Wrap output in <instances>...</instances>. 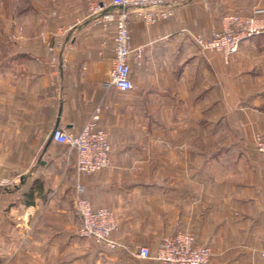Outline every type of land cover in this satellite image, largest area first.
Instances as JSON below:
<instances>
[{"label":"crops","instance_id":"obj_1","mask_svg":"<svg viewBox=\"0 0 264 264\" xmlns=\"http://www.w3.org/2000/svg\"><path fill=\"white\" fill-rule=\"evenodd\" d=\"M93 3L103 9L93 12ZM5 4L0 264H63V241L71 243L81 223L79 180L94 206L114 209L112 235L131 248L85 251L84 264H165L133 249L154 253L164 235L186 229L212 247L207 264H264V173L227 168L241 157L234 147L264 135V34L243 41L227 62L185 32L208 36L225 12L264 7V0H185L154 24L132 12L131 44L142 58L132 59L128 92L105 84L115 24L105 26L101 15L117 9L111 0ZM98 107L110 164L79 179L76 150L50 137L57 123L78 133ZM191 127L206 131L209 149L191 148ZM253 155L264 172V155ZM70 254L69 263L79 264Z\"/></svg>","mask_w":264,"mask_h":264},{"label":"built area","instance_id":"obj_2","mask_svg":"<svg viewBox=\"0 0 264 264\" xmlns=\"http://www.w3.org/2000/svg\"><path fill=\"white\" fill-rule=\"evenodd\" d=\"M116 10L103 13L101 21L105 26L114 23V66L107 86H114L120 92L133 89L132 59L142 58V50L131 44L129 20L132 12H138L148 23H158L174 15L177 5L185 0H111ZM93 12H100L103 6L92 4ZM202 51L214 50L223 53L225 60L235 54L240 44L259 34H264V7L250 11H227L221 17V24L210 35L185 30ZM51 49L55 47L51 46ZM101 108L98 107L84 123L78 133L57 127L53 139L75 149L77 153L76 170L79 179L90 177L110 164L111 143L106 127L101 123ZM256 147L264 154V139L256 138ZM3 184L8 180L4 179ZM85 185L79 180L76 194V210L81 219L79 234L91 238L108 251L131 249L117 240L112 233L117 229V216L108 206H94L85 196ZM141 259L154 258L165 264H207L213 255L212 248L200 242L197 235L189 230H178L164 235L156 251L141 245L133 249ZM264 256V253H263ZM249 264H256L250 262Z\"/></svg>","mask_w":264,"mask_h":264},{"label":"rangeland","instance_id":"obj_3","mask_svg":"<svg viewBox=\"0 0 264 264\" xmlns=\"http://www.w3.org/2000/svg\"><path fill=\"white\" fill-rule=\"evenodd\" d=\"M5 12H6L5 0H0V56L5 51L4 49L5 46L3 45L5 41V34L1 33L2 27L5 28L6 26ZM189 132H190V139H191V148L200 147V149H209V146L204 144L205 141L208 140V135L206 131L202 130L200 127H195V128L191 127ZM228 135L229 133L227 134V132H223V138L224 137L226 138ZM258 136L264 139V135L261 132H255L253 134V140H254L253 145L247 144L245 147H242V146L234 147V151H233V154L235 153L234 157H237L238 154H240L241 157L237 158V160L235 161L233 160L235 158H231L232 161L227 162V168L229 170H238V172L239 171H248V172L253 171L252 175H254L255 178L257 176H261L264 173L261 168L262 163L259 162V160H257L255 156L253 155L254 153H256V151L260 153L256 147V138ZM196 143L197 145L193 146V144H196ZM260 154H263V153H260ZM253 185L257 186L255 182L253 183ZM80 226H81V223H78V228L76 231L77 237L74 239L72 237L71 243L63 241V253H64L63 262H62L63 264H70L69 263L70 256L73 257V254L69 255L70 252L72 253L76 252V255L78 256V263L84 264L85 259L84 258L80 259V256L83 255L85 251L92 250V249L94 251H100V252L108 251L100 247V245L96 244L91 238L80 236L79 234Z\"/></svg>","mask_w":264,"mask_h":264},{"label":"water","instance_id":"obj_4","mask_svg":"<svg viewBox=\"0 0 264 264\" xmlns=\"http://www.w3.org/2000/svg\"><path fill=\"white\" fill-rule=\"evenodd\" d=\"M58 127V123H57V125H56V127H55V129ZM55 129L53 130V132L55 131ZM53 132H52V134H51V139L53 138Z\"/></svg>","mask_w":264,"mask_h":264}]
</instances>
